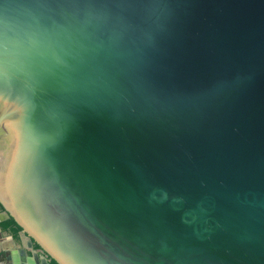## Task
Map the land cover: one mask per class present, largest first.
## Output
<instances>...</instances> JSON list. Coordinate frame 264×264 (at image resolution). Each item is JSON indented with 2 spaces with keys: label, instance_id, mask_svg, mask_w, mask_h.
I'll return each instance as SVG.
<instances>
[{
  "label": "water",
  "instance_id": "95a60500",
  "mask_svg": "<svg viewBox=\"0 0 264 264\" xmlns=\"http://www.w3.org/2000/svg\"><path fill=\"white\" fill-rule=\"evenodd\" d=\"M0 204L21 264H264V0H0Z\"/></svg>",
  "mask_w": 264,
  "mask_h": 264
},
{
  "label": "crops",
  "instance_id": "0c3cea01",
  "mask_svg": "<svg viewBox=\"0 0 264 264\" xmlns=\"http://www.w3.org/2000/svg\"><path fill=\"white\" fill-rule=\"evenodd\" d=\"M21 247L20 239L16 240L9 234H0V264H15L13 252L18 253ZM27 253L30 255L29 249ZM19 263L21 264L20 260Z\"/></svg>",
  "mask_w": 264,
  "mask_h": 264
},
{
  "label": "trees",
  "instance_id": "16d2710c",
  "mask_svg": "<svg viewBox=\"0 0 264 264\" xmlns=\"http://www.w3.org/2000/svg\"><path fill=\"white\" fill-rule=\"evenodd\" d=\"M0 210L3 211L4 208L0 204ZM0 227L2 231H5L7 234L11 235L15 239H19V232L21 231V227L15 222V220L10 216L3 221L0 222ZM34 247H38L37 244H34ZM50 264H58L55 260L50 259Z\"/></svg>",
  "mask_w": 264,
  "mask_h": 264
},
{
  "label": "flooded vegetation",
  "instance_id": "af4514ba",
  "mask_svg": "<svg viewBox=\"0 0 264 264\" xmlns=\"http://www.w3.org/2000/svg\"><path fill=\"white\" fill-rule=\"evenodd\" d=\"M2 212H3V211L0 210V217H3ZM4 233H5V231H2V229H1V230H0V234H4ZM16 240H17V239H16ZM38 255H39L40 258L43 257V259H44V258H45V259H49L48 257H46L45 253H43V252H41V251L38 252ZM16 257L18 258V260L21 261V263H22V261H24L23 256H22V254L20 253V251H19L18 253L15 254V256H14L15 260H17ZM48 264H50V260H49Z\"/></svg>",
  "mask_w": 264,
  "mask_h": 264
}]
</instances>
